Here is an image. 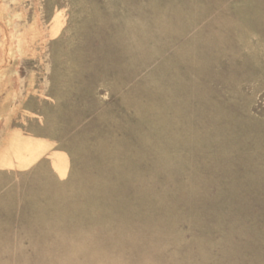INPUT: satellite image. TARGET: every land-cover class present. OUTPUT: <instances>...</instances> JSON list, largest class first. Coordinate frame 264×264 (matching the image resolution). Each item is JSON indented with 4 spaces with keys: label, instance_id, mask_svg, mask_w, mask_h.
<instances>
[{
    "label": "rangeland",
    "instance_id": "374dc122",
    "mask_svg": "<svg viewBox=\"0 0 264 264\" xmlns=\"http://www.w3.org/2000/svg\"><path fill=\"white\" fill-rule=\"evenodd\" d=\"M0 264H264V0H0Z\"/></svg>",
    "mask_w": 264,
    "mask_h": 264
}]
</instances>
